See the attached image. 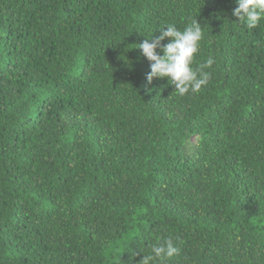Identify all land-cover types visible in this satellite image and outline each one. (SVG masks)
<instances>
[{
    "label": "trees",
    "instance_id": "obj_1",
    "mask_svg": "<svg viewBox=\"0 0 264 264\" xmlns=\"http://www.w3.org/2000/svg\"><path fill=\"white\" fill-rule=\"evenodd\" d=\"M236 6L0 0V264H128L168 236V264H264V20ZM195 18L208 84H149L137 45Z\"/></svg>",
    "mask_w": 264,
    "mask_h": 264
},
{
    "label": "clouds",
    "instance_id": "obj_2",
    "mask_svg": "<svg viewBox=\"0 0 264 264\" xmlns=\"http://www.w3.org/2000/svg\"><path fill=\"white\" fill-rule=\"evenodd\" d=\"M235 3L237 6L232 14L249 29L257 28L260 21L264 20V0H235ZM159 31V36L145 39L137 45L142 50L141 54L151 62L147 82L151 84L154 78L166 77L168 83L174 86L175 93L181 97L189 92H200L211 79L212 73L208 69L215 63V58L209 56L195 67L192 66L203 39L201 23L195 18L183 29L175 23H166ZM166 38L168 42L162 43ZM129 251L128 264H168L174 256L179 255L181 249L168 236L152 244L151 252L143 255L139 261L135 260L139 253L132 249ZM140 251L144 252L141 248Z\"/></svg>",
    "mask_w": 264,
    "mask_h": 264
}]
</instances>
